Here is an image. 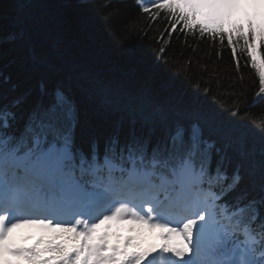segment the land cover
<instances>
[{"label":"snow or ice","instance_id":"snow-or-ice-1","mask_svg":"<svg viewBox=\"0 0 264 264\" xmlns=\"http://www.w3.org/2000/svg\"><path fill=\"white\" fill-rule=\"evenodd\" d=\"M119 3L102 5L107 19L121 18ZM136 6L153 21L163 14L164 31L184 34L185 44L189 35L221 51L226 43L237 70L244 55L264 99V0ZM3 44L22 53L12 62L24 71L48 63L18 23L0 35ZM0 88V264H264V144L257 158L205 116L162 103L126 105L127 118L99 132L81 121L63 84L18 93L0 67ZM114 104L102 94V108ZM257 127L264 134V115ZM23 226L42 230L35 243L14 234Z\"/></svg>","mask_w":264,"mask_h":264},{"label":"trees","instance_id":"trees-1","mask_svg":"<svg viewBox=\"0 0 264 264\" xmlns=\"http://www.w3.org/2000/svg\"><path fill=\"white\" fill-rule=\"evenodd\" d=\"M106 2L0 0V35L18 23L48 57L47 64L24 71L18 62H12L22 53L10 44L0 45V67L12 74L18 93L33 90L35 96L41 81L50 89L63 84L77 102L81 121L89 122L99 132L121 116L127 118L126 105L178 106L205 116L216 128L244 140L258 158L264 134L257 124L264 115V101L254 100L258 79L245 67V56H240L237 70L226 43L221 51L219 44L194 40L190 35L185 44V36L179 31L169 37L164 31L169 25L163 14L155 21L149 19L151 13H142L136 0H120L117 6L121 18L109 20L110 10L102 7ZM162 46L166 52L161 56ZM205 66L206 71H201ZM209 81L211 91L206 92ZM217 82L222 87L218 88ZM144 89L146 94H142ZM3 92L0 88V103L5 102ZM103 93L115 101L113 107H101ZM234 94L242 95L234 101ZM233 103L239 107L236 114Z\"/></svg>","mask_w":264,"mask_h":264},{"label":"rangeland","instance_id":"rangeland-1","mask_svg":"<svg viewBox=\"0 0 264 264\" xmlns=\"http://www.w3.org/2000/svg\"><path fill=\"white\" fill-rule=\"evenodd\" d=\"M260 99H258V100H255V102H257V101H259ZM95 117H97V119L99 118V116L98 115H95ZM27 232H30V233H32V231H33V229H35L36 230V227H33V226H27Z\"/></svg>","mask_w":264,"mask_h":264}]
</instances>
